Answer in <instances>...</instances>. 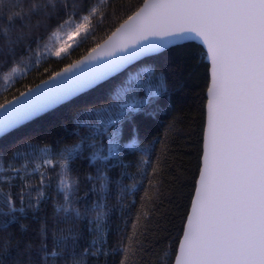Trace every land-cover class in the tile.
Returning a JSON list of instances; mask_svg holds the SVG:
<instances>
[{"label":"snow or ice","instance_id":"snow-or-ice-1","mask_svg":"<svg viewBox=\"0 0 264 264\" xmlns=\"http://www.w3.org/2000/svg\"><path fill=\"white\" fill-rule=\"evenodd\" d=\"M114 5L116 0H0V79L5 86L36 67L26 57L34 54L38 63L42 57L61 58L74 49L76 45L71 43L68 49L63 46L60 31L68 29L65 36L70 42L82 30L90 34L93 21L100 26L113 11L126 13V19L103 45L0 104L2 139L39 114L125 73L109 93L107 103L87 107L76 116L72 144L29 143L26 150L17 149L7 161L0 152V165L7 164L0 166V173H11L2 182L7 190L0 187V230L16 224L22 234L27 232V226L19 223L20 217L31 212L38 218L41 205L52 200L46 191L51 188L48 169L59 168L54 191L63 197V203H54L53 215L63 214L64 220L72 223L87 219L88 209L82 213L77 206L83 199L76 195L78 181L70 175L72 162L86 159L97 173L89 177L98 185L91 189L96 196L91 207L95 216L88 222L90 230L98 234L91 241L96 249L93 255L99 254L106 243L110 213L107 198L112 180L108 173L113 167H123L129 150H138L140 164L151 166V171L141 167V179L133 176L129 185H121V191L131 195L146 181L141 201L148 197L158 174L159 164L150 159L154 149L150 143L138 142L134 122L154 116L161 98L174 85L154 65L140 62L199 40L206 46L211 65L206 124L201 167L175 264H264V0H136L134 4ZM54 18L57 23L53 29L50 22ZM41 27L49 41L42 50L44 36L32 38ZM125 125L132 126L129 142H122ZM53 156L58 159L54 161ZM34 158L41 162L29 172ZM33 173L38 174L39 185L25 180ZM17 179L18 185L11 183ZM152 195L158 198V191ZM147 215L143 213L145 218ZM140 218L138 213L131 221L132 235H122L121 247L114 252L131 257L136 254L133 243L141 252L145 250L139 239L144 235L138 230ZM47 231L46 223L36 230L42 241L41 261L47 264L51 257L56 264L55 258L65 252L69 239L74 249L77 236L69 228L67 235L54 237L55 245L48 249ZM31 247V242H26L25 250ZM84 251L87 254V249ZM120 264H128V260Z\"/></svg>","mask_w":264,"mask_h":264},{"label":"trees","instance_id":"trees-1","mask_svg":"<svg viewBox=\"0 0 264 264\" xmlns=\"http://www.w3.org/2000/svg\"><path fill=\"white\" fill-rule=\"evenodd\" d=\"M129 2L134 4L136 0H116V5L113 7ZM123 19H126L125 11L115 10L100 26H96V21H93L89 25L92 29L91 33L85 35L82 30L81 35L74 40L73 45L76 47L69 49L61 58L42 57L37 63L34 54L26 57L28 62L36 67L18 81H13L12 85L5 86L0 79V104L85 55L105 39ZM56 23V18L50 22L53 29ZM67 30L59 33L65 34ZM38 36H44V40L41 41L42 50L43 44L49 42L44 27L32 34L33 39ZM57 44L58 41L56 46ZM140 63L154 65L157 72H164L169 84L174 85L173 90L161 98L154 116L145 118L147 122L145 119L134 122L138 142L151 144L154 152L150 159L153 163L159 164L158 174L153 182L154 186L149 189L148 197H145L144 201L140 199L144 189L148 187L146 181L131 195L121 191V185H129L133 176L141 179L139 172L141 167H144L146 172L151 171V166L140 164L137 159L138 150H129L131 154L125 157L126 162L123 167H113L108 173L112 184L111 194L107 198L110 213L106 219L108 225L105 233L106 243L99 254L93 255L96 249L91 241L98 234L90 230L92 225L88 221L95 216L91 207L96 196L91 189L94 184L98 185V181L90 180L89 177L96 176V169L90 167L86 159H76L71 164L70 175L78 181L76 195L83 198L79 200L77 206L82 213L86 208L88 209L87 219L77 220L75 223L66 222L63 214L53 215L54 203H63V197L58 196L54 191L59 168L48 169L51 188L46 191L50 193L52 200L46 205H41L43 210L38 214V218H34L31 212L25 217H20L19 223L27 226L26 233L22 234L16 224L0 230V264H42V241L36 234L41 223H46L47 226L48 249L54 247V237L58 239L61 235H67L69 228L77 236L74 249L69 239L65 252L55 258L56 264H120L123 259H127L128 264H173L200 166L209 65L205 50L196 42H187L170 48L161 55ZM124 76L125 73H121L110 78L5 135L0 139V152L4 153L5 161L17 149L26 150V145L29 143L33 146L72 144L71 133L76 116L87 107H98L107 103L109 93ZM131 127L125 125L122 142H129V137L132 136ZM53 159L55 161L58 157L53 156ZM38 162H41L39 158H34L28 171L31 172L34 164ZM16 163L19 165L20 162ZM0 166L7 167V164ZM10 175L8 171L0 173V187H4L5 190L7 184L2 182ZM25 180L33 185H39L38 174L25 176ZM11 183L18 185L20 180ZM157 191L158 198L152 195ZM138 213L141 214L138 230L144 233L139 239L144 244L145 250L141 252L139 245L133 243L132 247L136 250V254L131 257H126L118 251L114 252L113 249L121 247L122 235L125 233L132 235L131 221L136 219ZM143 213L148 214L147 218ZM26 242H31L30 251L25 250ZM69 250L72 251V255H69ZM47 264H53V258L50 257Z\"/></svg>","mask_w":264,"mask_h":264},{"label":"water","instance_id":"water-1","mask_svg":"<svg viewBox=\"0 0 264 264\" xmlns=\"http://www.w3.org/2000/svg\"><path fill=\"white\" fill-rule=\"evenodd\" d=\"M123 22V21H122ZM119 26V25H118ZM117 26V27H118ZM115 30V29H114ZM113 30V31H114ZM112 31V32H113ZM111 32V33H112ZM111 33L105 38V39H103L100 43H98L95 47H93V48H97V46L98 45H103L104 43H105V41H107V39H108V37L111 35ZM192 42H196V43H198V44H200L202 47H203V49L205 50V52L207 53V49H206V46H203L202 44H201V42L199 41V40H194V41H192ZM92 48V49H93ZM92 49L90 50V51H88L85 55H83V56H81L80 58H78L77 60H75V61H73V62H71L70 64H68V65H66L65 67H63V68H61L60 70H58V71H62L64 68H66V67H68L69 65H71V64H74V63H76L77 61H79V60H82L85 56H87L88 54H89V52H91L92 51ZM207 61H208V59H207ZM208 75H209V80H208V85H207V88H208V86H209V83H210V71H209V69H210V61H208ZM57 72V71H56ZM54 74V73H53ZM52 74V75H53ZM48 78V77H47ZM46 78V79H47ZM104 82V81H103ZM103 82H101V83H103ZM41 83V81L40 82H38L37 84H40ZM100 83V84H101ZM37 84H35L34 86H32V87H35ZM99 85V84H98ZM32 87H30V88H32ZM96 86H94L93 88H95ZM93 88H91V89H93ZM207 88H206V91H205V97H206V100H205V118H204V126H203V134H202V140H203V135H204V130H205V124H206V102H207ZM91 89H89V90H91ZM27 90V89H26ZM26 90H24V91H26ZM89 90H87V91H89ZM87 91H85V92H87ZM84 92V93H85ZM83 94V93H82ZM79 95H81V94H79ZM79 95H77V96H79ZM76 96V97H77ZM15 97V96H14ZM14 97H12L11 99H13ZM11 99H9V100H11ZM8 101V100H7ZM6 101V102H7ZM6 102H4V103H6ZM3 104V103H2ZM63 104V103H62ZM61 105V104H60ZM60 105H58V106H60ZM58 106H56V107H58ZM56 107H54L53 109H55ZM53 109H50V110H47L46 112H44V113H42V114H39L37 117H39V116H41V115H43V114H45V113H47L48 111H51V110H53ZM37 117H35V118H37ZM35 118H33V119H35ZM33 119H31V120H33ZM30 120V121H31ZM29 122V121H28ZM27 123V122H26ZM25 124V123H24ZM202 149H203V144H202ZM202 149H201V156H200V166H199V169H200V167H201V157H202ZM198 174H199V170H198ZM197 178H198V175H197ZM197 178H196V181H197ZM195 185H196V182H195ZM194 191H195V188H194ZM193 194H194V192H193ZM191 203V202H190ZM189 211H190V206H189V210H188V213H189ZM188 213H187V215H188ZM185 225V224H184ZM181 238H182V235H181ZM180 238V239H181ZM179 244V243H178ZM178 253V246H177V251H176V254ZM175 254V255H176ZM173 264H175V257H174V261H173Z\"/></svg>","mask_w":264,"mask_h":264},{"label":"rangeland","instance_id":"rangeland-1","mask_svg":"<svg viewBox=\"0 0 264 264\" xmlns=\"http://www.w3.org/2000/svg\"><path fill=\"white\" fill-rule=\"evenodd\" d=\"M59 35L61 36V37H63L64 38V44H63V46L66 48V49H68V44L69 43H71V44H73L74 43V40H72V41H67V38H66V36H65V34H61V33H59ZM59 42V41H58ZM61 46V43L59 42V44H57V47L59 48ZM69 50V49H68Z\"/></svg>","mask_w":264,"mask_h":264}]
</instances>
